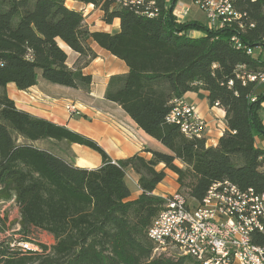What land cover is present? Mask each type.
<instances>
[{
	"label": "trees",
	"instance_id": "obj_1",
	"mask_svg": "<svg viewBox=\"0 0 264 264\" xmlns=\"http://www.w3.org/2000/svg\"><path fill=\"white\" fill-rule=\"evenodd\" d=\"M66 1L0 0V201L12 199L18 206V234L24 236L18 240H28L29 229L54 240L50 247L34 241L40 252L31 253L1 241L0 264H199L189 257L152 256L147 230L163 205L152 193L165 178L156 166L175 174L176 192L197 202L222 180L264 192V150L255 146L256 137L264 138V90L257 93V82L236 77L238 66L264 73V62L230 41L233 36L251 48L264 42V0H232L252 28L216 30L178 22L173 15L178 0H155L154 17L141 8L117 6L116 0H74L98 9L106 25L117 19L114 34L89 30L82 13ZM191 31L202 36L191 37ZM59 43L77 54L73 67ZM93 47L128 69L110 76L104 99L169 153L148 150V160L134 155L113 162L95 141L18 110L7 96V84L26 91L39 81L87 93L92 78L82 70L97 56ZM200 90L210 106L224 111L226 129L214 147H207L204 137L186 138L166 121L173 99ZM36 142L86 147L99 155L101 166L78 168ZM128 169L141 191L134 200L125 182ZM4 225L0 217V231ZM254 243L263 245L264 237Z\"/></svg>",
	"mask_w": 264,
	"mask_h": 264
},
{
	"label": "built area",
	"instance_id": "obj_2",
	"mask_svg": "<svg viewBox=\"0 0 264 264\" xmlns=\"http://www.w3.org/2000/svg\"><path fill=\"white\" fill-rule=\"evenodd\" d=\"M192 4L204 14L206 27L210 30L231 28L232 25L253 27L245 23V14L235 11L232 0H193ZM121 7L141 8L142 14L154 17L148 0H116ZM189 8L180 12L174 8V16L182 19ZM232 45L241 49L251 58H261L264 62V42L251 48L231 36ZM214 67V66H213ZM237 78L264 84V73L254 75L245 72V66H238ZM231 85V82L229 83ZM250 100L255 101V96ZM171 110L166 116L168 123L176 125L186 138H203L205 122L195 107L185 99H173ZM218 107L217 104L214 105ZM67 115L78 116L79 111L73 104L65 106ZM208 189H215V196H208V190L201 201L173 192L162 197V210L147 230L148 239L153 244L152 256L172 258L189 257L199 264H264V244L259 247L247 246L241 234L237 233L230 221V212L249 214L253 219L255 236H263L261 224H264V195L252 189L240 190L227 180L213 183ZM243 224V223H242ZM9 246L20 253L40 252L34 241L13 240Z\"/></svg>",
	"mask_w": 264,
	"mask_h": 264
},
{
	"label": "crops",
	"instance_id": "obj_3",
	"mask_svg": "<svg viewBox=\"0 0 264 264\" xmlns=\"http://www.w3.org/2000/svg\"><path fill=\"white\" fill-rule=\"evenodd\" d=\"M191 2L192 0L177 1L174 7L176 11L180 12L185 7L189 8L187 16L182 19L176 18L178 22L194 21L202 23L197 18L195 10L198 9ZM64 4L69 9L82 13L84 23L89 30L106 31L109 34L119 31V21L117 19L113 20L110 25H106L102 22V13L93 8L91 4L84 5L74 0H67ZM202 24L206 25V23ZM189 35L191 37L202 36L200 32L196 31L189 32ZM59 45L67 55V66L73 67L77 54L64 44L59 43ZM93 49L97 55L96 58L82 70L83 74L90 75L92 78L87 93L39 81L26 91H19L13 84H7L5 88L7 96L13 101L18 110L43 118L56 125L64 126L95 141L113 162L134 155H140L148 160L151 158L148 150L169 153L160 143L143 133L119 106L104 99V92L110 76L124 75L128 69L121 60L119 61L107 52L96 47H93ZM183 98L195 107L198 115L205 122L204 138L206 146L214 147L226 129L224 111L219 107L210 106L206 93L201 90L189 92ZM68 104H73L80 115H67L65 106ZM261 107L264 110V102ZM262 121L264 125V120L262 119ZM57 144L60 146H55V151L52 149H48V151L74 166L86 170H94L101 166L99 155L88 148L78 145L67 146L64 144L63 146L61 143ZM255 146L264 150L263 136L255 138ZM175 164L178 167L181 166L178 161H175ZM163 167L162 165L156 166L157 170L165 172V178L152 193L160 198L177 190L176 175L167 169H163ZM167 179L173 182L168 187L163 185ZM125 182L130 193L129 200H134L140 196L141 191L137 184V176L130 169L126 170Z\"/></svg>",
	"mask_w": 264,
	"mask_h": 264
},
{
	"label": "rangeland",
	"instance_id": "obj_4",
	"mask_svg": "<svg viewBox=\"0 0 264 264\" xmlns=\"http://www.w3.org/2000/svg\"><path fill=\"white\" fill-rule=\"evenodd\" d=\"M193 1V0H192ZM192 3V2H191ZM197 12V18L202 23H206V18L202 12L195 10ZM194 12V11H193ZM257 93H261L264 90V84L259 85L256 88ZM262 119L264 120V114H262ZM64 146V143H61ZM39 148L42 149H52L55 151V146H60L52 142H36L34 143ZM90 150V149H89ZM173 182H170L169 179L163 183L164 186L172 185ZM19 209L15 202L11 199L9 201L3 202L0 201V217L5 218V225L3 230L0 231V242L9 241L12 242L18 238H24L23 235L18 234L19 231ZM31 241L39 242L40 244H45V246L50 247L54 244L53 237L48 235L45 232L38 231L35 229H29V237Z\"/></svg>",
	"mask_w": 264,
	"mask_h": 264
},
{
	"label": "bare ground",
	"instance_id": "obj_5",
	"mask_svg": "<svg viewBox=\"0 0 264 264\" xmlns=\"http://www.w3.org/2000/svg\"><path fill=\"white\" fill-rule=\"evenodd\" d=\"M148 1L151 6H154L155 0H148ZM262 195H264V192L262 193ZM208 196H215V189H209ZM263 213H264V206H263ZM230 221L232 222V225H234L235 231L241 234V239L245 240L247 246H253V247L262 246L254 243L258 236H255V234H253L252 227L245 226V225H253V219L249 217V214H242L241 216L239 212H230ZM261 231L262 233H264V224H261Z\"/></svg>",
	"mask_w": 264,
	"mask_h": 264
}]
</instances>
